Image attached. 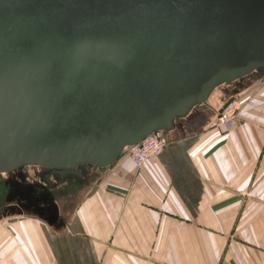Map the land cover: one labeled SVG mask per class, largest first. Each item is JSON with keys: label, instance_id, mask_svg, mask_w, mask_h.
I'll return each mask as SVG.
<instances>
[{"label": "water", "instance_id": "water-1", "mask_svg": "<svg viewBox=\"0 0 264 264\" xmlns=\"http://www.w3.org/2000/svg\"><path fill=\"white\" fill-rule=\"evenodd\" d=\"M260 67L264 0H0V173L83 177Z\"/></svg>", "mask_w": 264, "mask_h": 264}, {"label": "crops", "instance_id": "crops-1", "mask_svg": "<svg viewBox=\"0 0 264 264\" xmlns=\"http://www.w3.org/2000/svg\"><path fill=\"white\" fill-rule=\"evenodd\" d=\"M262 76L217 87L144 165L127 148L84 178L66 177L48 213L0 231V264H264ZM227 104L230 128L217 121Z\"/></svg>", "mask_w": 264, "mask_h": 264}, {"label": "rangeland", "instance_id": "rangeland-1", "mask_svg": "<svg viewBox=\"0 0 264 264\" xmlns=\"http://www.w3.org/2000/svg\"><path fill=\"white\" fill-rule=\"evenodd\" d=\"M26 169L24 166L10 172L12 174L0 173V231L10 229L11 221L25 216L26 213H34L36 216L44 214V210L48 213L47 204L53 194L59 191L54 188L61 182L53 187L52 184L44 182L43 178L34 171V167L32 173H28L29 169ZM18 202H23V205L18 206ZM20 207L23 208V212L20 211Z\"/></svg>", "mask_w": 264, "mask_h": 264}, {"label": "built area", "instance_id": "built-area-1", "mask_svg": "<svg viewBox=\"0 0 264 264\" xmlns=\"http://www.w3.org/2000/svg\"><path fill=\"white\" fill-rule=\"evenodd\" d=\"M264 85V76L262 77ZM217 121L220 126L230 128L235 123L236 112L231 104L221 108L217 115ZM170 143V139L166 132L158 131L151 133L139 143L129 147L130 155L136 166L140 167L147 161L155 159Z\"/></svg>", "mask_w": 264, "mask_h": 264}, {"label": "flooded vegetation", "instance_id": "flooded-vegetation-1", "mask_svg": "<svg viewBox=\"0 0 264 264\" xmlns=\"http://www.w3.org/2000/svg\"><path fill=\"white\" fill-rule=\"evenodd\" d=\"M21 167H24V166H21ZM21 167H19V168H21ZM27 169L26 170H28V173L29 172H31L32 173V171H33V167H34V171L38 174V175H40L42 178H43V180H44V182L45 183H49V184H52V186L54 187V185H57L58 183H60V182H62L66 177H75L76 179H81V178H84V176L83 177H77V176H66V177H64V178H61V176L59 175V174H57V173H50L51 172V168H47V167H42V166H37V165H27V166H25ZM19 168H17V169H14V170H12V171H8L7 173H9V174H12V173H10V172H13V171H16V170H18ZM89 169H87V168H85V167H83L82 168V171H84V173L86 174L87 173V171H88ZM33 171V172H34ZM25 173V172H24ZM50 173V176L49 177H47V175ZM49 191H51V189L49 190ZM26 197L27 196H25V198L24 199H26ZM19 198V197H18ZM21 199V198H20ZM19 200V199H18ZM21 209L20 210H23V208L22 207H20Z\"/></svg>", "mask_w": 264, "mask_h": 264}, {"label": "trees", "instance_id": "trees-1", "mask_svg": "<svg viewBox=\"0 0 264 264\" xmlns=\"http://www.w3.org/2000/svg\"><path fill=\"white\" fill-rule=\"evenodd\" d=\"M256 72L261 73V75L264 74V67H260V68L256 69V70H255L254 72H252V73H256Z\"/></svg>", "mask_w": 264, "mask_h": 264}, {"label": "bare ground", "instance_id": "bare-ground-1", "mask_svg": "<svg viewBox=\"0 0 264 264\" xmlns=\"http://www.w3.org/2000/svg\"><path fill=\"white\" fill-rule=\"evenodd\" d=\"M130 147H131V146H130ZM127 148H129V147H126L125 150H126ZM90 168H91V167H90ZM11 171H12V170H11ZM82 173H83V171H82ZM15 182H16V181H15ZM23 188H24V187H23ZM77 202H78V201H77ZM70 204H71V203H70ZM72 205H73V204H72ZM74 205L76 206L75 203H74ZM69 206H70V205H69ZM75 206H74V207H75Z\"/></svg>", "mask_w": 264, "mask_h": 264}]
</instances>
